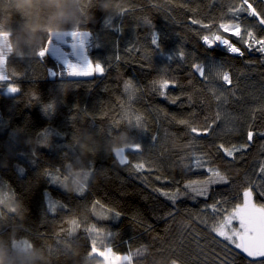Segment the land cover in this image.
Masks as SVG:
<instances>
[{
    "label": "trees",
    "instance_id": "obj_1",
    "mask_svg": "<svg viewBox=\"0 0 264 264\" xmlns=\"http://www.w3.org/2000/svg\"><path fill=\"white\" fill-rule=\"evenodd\" d=\"M69 3L72 19L40 31L33 42L24 32L29 15L16 0H0V33L9 45L3 73H14L11 83L19 88L7 93L10 81H0V245L13 255L31 245L43 253L38 264H102L91 249L102 237L117 255H131L123 264H250L252 258L234 246L225 251L227 242L211 231L220 217L208 206L226 201L221 206L230 211L246 188L264 205V54L222 29L244 55L209 48L194 28L240 23L264 38V0H248L259 16L245 12L238 20L230 9L242 0H108V9L105 0ZM121 7L125 12L118 15ZM58 30L89 32L86 53L106 71L69 77L50 54L40 59ZM153 33L159 47L151 43ZM193 64L204 65L207 79ZM217 68L229 73L230 83L215 76ZM161 78L170 82L164 96L153 88ZM48 104L53 108L46 113ZM137 116L142 130L127 125ZM189 125L201 135L194 137ZM133 142L141 150L126 151L130 163L120 165L115 150ZM220 144L248 146L227 157ZM191 153L228 179L211 185L207 197L187 194L173 204L160 191L183 192L187 181L206 178L205 169L191 167ZM137 163L145 165L140 172L131 170ZM58 168L60 184L46 177ZM72 171L87 177L78 190L66 187L76 183ZM65 222L77 230L61 231Z\"/></svg>",
    "mask_w": 264,
    "mask_h": 264
},
{
    "label": "snow or ice",
    "instance_id": "obj_2",
    "mask_svg": "<svg viewBox=\"0 0 264 264\" xmlns=\"http://www.w3.org/2000/svg\"><path fill=\"white\" fill-rule=\"evenodd\" d=\"M125 12L124 8H120L118 15H123ZM247 13L249 16H259V13L256 12L252 5L248 3V0H242V3L238 6H234L230 9L231 17L238 20L241 13ZM110 24V20L105 22ZM193 24L201 23L198 20H192ZM260 24H264V19L259 20ZM203 28H211L213 25L202 24ZM217 31L213 32L211 35H203L201 39L204 44L209 48L213 47L216 44L223 45L229 53L238 54L243 56L244 53L241 51L240 47H237L229 39L225 38L219 33V30L223 32H231L232 35L238 38V42L246 46L247 49L253 50L264 54V38H257L255 34L248 30V28L241 29L240 23H219L215 25ZM119 30V29H117ZM64 35H69L73 38L72 48L73 50H79L77 53L80 55V63L72 62L71 60H65L66 65V75L69 77H81V76H92L95 74H103L106 71L105 66L100 61H93L87 55H81V53L86 52L87 47L92 43L90 40L91 34L87 31H77L73 33H64L60 34L59 37ZM51 38L46 43L45 47L41 49L38 53L40 59H43L47 53L49 46L51 45ZM151 43L154 46L159 47L158 36L153 33L151 38ZM178 55L183 58L184 53L180 52ZM172 56H169L168 59H172ZM119 59V57H117ZM194 71L199 73L201 77L207 79L205 76V70L203 64H193ZM14 73L9 76L0 75V81H10L7 88L10 93H16L19 91V88L13 86L11 83ZM215 76L219 79H222L225 83H230L229 73L226 71H221L219 68L215 70ZM169 80L165 78L158 79L153 81V88L158 90L159 95L164 96L165 90L169 87ZM132 87L131 82H125V90H129ZM175 103V100L172 101ZM53 108L52 104H48L44 111L47 113ZM180 124H189L186 120H180ZM127 125L130 128L141 129L142 123L141 118L137 116L134 120H128ZM120 125L117 123L116 126L112 129L115 130ZM189 131L193 136L201 135V132L197 127L189 125ZM208 128H204V132H207ZM43 136L44 140H47L49 135L48 131H44L40 134ZM253 139V132H247V140L251 141ZM247 144L241 145L240 147L231 146L226 147L224 144L218 146V150L223 151L227 157H233L234 154L238 151H241L243 148L247 147ZM142 145L140 143L133 142L130 146L125 148L118 149L114 156L118 160L120 165H129V160L126 151L128 152H139ZM193 159L192 168L194 169H205L206 178L203 180H189L184 184L185 191L181 192L177 190L176 192L169 193L163 192L159 189L161 195L168 197L174 204L178 197L191 194L192 198L197 197H207L209 192V187L214 184H220L227 181V177L220 172L218 168L207 167L205 164L210 161H206L204 157L197 156L195 153L190 154ZM145 165L143 163H137L131 165V170L140 172L144 169ZM186 167H188L186 165ZM20 171H23L21 169ZM261 172L264 173V166L261 167ZM46 177H49L51 182L60 184V169H56L54 172L46 171ZM264 195V192L260 193ZM252 192L250 189L246 188L242 193V203L235 205L229 211L228 209L223 208L221 205L226 203V201H217L214 204L208 206L212 209V212L219 216L220 218L215 221L211 226V231L215 232L218 237L223 238V241H226L225 251L229 250V246H234L235 249H238L241 253L246 254L247 257L252 258L250 264H264V205L257 206L252 202ZM96 203H99L97 201ZM53 203H48V209H52ZM102 215V213H101ZM116 217L119 216V213L115 214ZM206 222V221H203ZM91 231V230H90ZM100 236V233L98 234ZM106 237L100 239H94L91 245L93 254H98L106 258H110L111 261H130L131 255L120 256L113 252L112 248L109 247L106 243ZM99 245V247H97ZM172 264H176L175 261ZM223 264H228L227 261H224Z\"/></svg>",
    "mask_w": 264,
    "mask_h": 264
},
{
    "label": "clouds",
    "instance_id": "obj_3",
    "mask_svg": "<svg viewBox=\"0 0 264 264\" xmlns=\"http://www.w3.org/2000/svg\"><path fill=\"white\" fill-rule=\"evenodd\" d=\"M16 5L21 13L29 15V20L24 26V32L33 40L38 41L39 32L46 31L48 27L58 25L71 20L69 14V0H16ZM48 10L49 15L45 18L38 11ZM111 5L105 0L104 8L108 9ZM60 11L64 12V16H58ZM72 175L76 177L75 184H69V190H78V185L86 182L87 177L81 175L78 171H72ZM44 259L43 253L33 246L27 248H18L15 254L10 253L6 245H0V264H38V261Z\"/></svg>",
    "mask_w": 264,
    "mask_h": 264
},
{
    "label": "rangeland",
    "instance_id": "obj_4",
    "mask_svg": "<svg viewBox=\"0 0 264 264\" xmlns=\"http://www.w3.org/2000/svg\"><path fill=\"white\" fill-rule=\"evenodd\" d=\"M216 31H217V29L214 26L211 28H207V29L203 28V27H195L194 28L195 35L200 39H201V36L210 35ZM73 32H77V31L58 30V31L51 32L52 43L47 50L48 54H50L52 57L56 58L62 64L63 70H65V73H66L65 60H71L72 62H76V63L81 62L80 55L77 54L79 52V50H73V48H72L73 38L69 35H64L62 37H59L60 34L73 33ZM8 50H9V45H8L7 40H6V35L0 33V75H4V73H3V62H4V57H5L6 53L8 52ZM81 55H87V53L83 52V53H81ZM5 92L10 93L8 91V88L5 89ZM15 140L17 142H19V135L18 134H16ZM115 151H117V149ZM250 190L252 192V197H251L252 202L254 204H256L257 206H260L254 200L253 190L252 189H250ZM76 230H77V227L73 223H70V222H65L61 226V231H63V232L74 233ZM119 255L125 256L123 254H119ZM99 256H101V255H99ZM101 257L103 260L102 264H116V262L111 261L110 258H106L103 256H101ZM127 262L128 261H119V262H117V264H123V263H127Z\"/></svg>",
    "mask_w": 264,
    "mask_h": 264
},
{
    "label": "built area",
    "instance_id": "obj_5",
    "mask_svg": "<svg viewBox=\"0 0 264 264\" xmlns=\"http://www.w3.org/2000/svg\"><path fill=\"white\" fill-rule=\"evenodd\" d=\"M211 35V34H210ZM226 38V37H225ZM233 43V42H232ZM233 44H235V43H233ZM236 45V44H235ZM214 46H217V47H219V48H221V49H224V50H226L225 49V47L223 46V45H219V44H216V45H214ZM227 51V50H226ZM231 54H233V53H231Z\"/></svg>",
    "mask_w": 264,
    "mask_h": 264
}]
</instances>
